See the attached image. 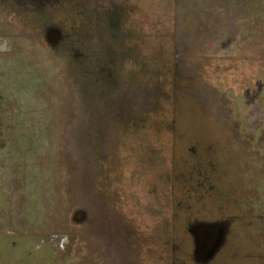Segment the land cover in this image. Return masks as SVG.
Instances as JSON below:
<instances>
[{
    "label": "rangeland",
    "instance_id": "rangeland-1",
    "mask_svg": "<svg viewBox=\"0 0 264 264\" xmlns=\"http://www.w3.org/2000/svg\"><path fill=\"white\" fill-rule=\"evenodd\" d=\"M0 264H264V0H0Z\"/></svg>",
    "mask_w": 264,
    "mask_h": 264
},
{
    "label": "water",
    "instance_id": "water-1",
    "mask_svg": "<svg viewBox=\"0 0 264 264\" xmlns=\"http://www.w3.org/2000/svg\"><path fill=\"white\" fill-rule=\"evenodd\" d=\"M203 234H207L208 237L206 239L201 238V234L197 238V244L202 250H210L214 247L219 241L217 240V236L215 238V228L210 225H201L199 227ZM206 232V233H204ZM218 235V234H217Z\"/></svg>",
    "mask_w": 264,
    "mask_h": 264
},
{
    "label": "bare ground",
    "instance_id": "bare-ground-1",
    "mask_svg": "<svg viewBox=\"0 0 264 264\" xmlns=\"http://www.w3.org/2000/svg\"><path fill=\"white\" fill-rule=\"evenodd\" d=\"M198 232H199V235L201 234V238L203 237V239H206V237H208L207 234H203V233H202V231H201L200 228H199ZM204 233H206V232H204Z\"/></svg>",
    "mask_w": 264,
    "mask_h": 264
},
{
    "label": "flooded vegetation",
    "instance_id": "flooded-vegetation-1",
    "mask_svg": "<svg viewBox=\"0 0 264 264\" xmlns=\"http://www.w3.org/2000/svg\"><path fill=\"white\" fill-rule=\"evenodd\" d=\"M198 229H199V227H198ZM197 234H198V236H199V232L197 231ZM198 238V237H197Z\"/></svg>",
    "mask_w": 264,
    "mask_h": 264
}]
</instances>
